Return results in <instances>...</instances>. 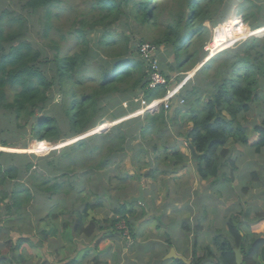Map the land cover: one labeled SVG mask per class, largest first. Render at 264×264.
I'll return each mask as SVG.
<instances>
[{
  "label": "trees",
  "instance_id": "obj_1",
  "mask_svg": "<svg viewBox=\"0 0 264 264\" xmlns=\"http://www.w3.org/2000/svg\"><path fill=\"white\" fill-rule=\"evenodd\" d=\"M62 1L28 0L26 5L34 12L38 11L39 16L44 20L46 17H52L50 8L56 7ZM154 2L155 0H95L94 4L97 7L94 9H97L99 13L107 12L108 15H104L103 18L107 16L110 18L106 24L97 22L90 25V28L95 25H104L106 28L98 37L97 49L106 59L116 61L108 64L103 61H90L88 58L90 40L87 35L88 30H86L88 25L81 21L78 28L71 31L76 37V51L72 55H65L61 58L54 56L53 58L55 71L54 76H50L51 82L48 79V70H43L35 64L31 65L40 54L32 52L26 42L18 41V38L22 36L20 28L23 26L20 18L15 20L19 24L18 34L15 36L5 38V34L3 35V31L0 30V111H3L0 129L6 134L14 131L13 126L17 131H21L26 129L30 118L35 115L37 120L32 138L47 142L49 150L52 148L49 143L54 145L63 143L95 128L110 110L120 111V113L116 112L118 115L115 113L114 116H109L115 120L136 111L139 103L135 100L140 96L147 102L163 98L167 93V86H157L154 89L148 87L152 72L151 63L142 59L140 54V46L145 44L140 42L138 46L131 47L132 40L128 36L124 34L115 36L112 33L113 26L122 15V10L129 9V13L143 26L154 27L156 24L164 26L162 35L154 39L151 45L155 48L163 45L170 46L176 58V66L173 68L178 71L183 70L185 60L188 61L198 55L197 52L189 55L188 50L181 47L179 41L182 34L198 37L197 44L202 51L206 42L204 34L207 32L203 27L204 22L209 20L215 26L224 15H221V12L217 15L222 0H209L202 6L190 4L189 0H179L176 2V9H168L167 20L159 22V16L155 12L160 8ZM247 4V10L255 6L252 1H248ZM185 6L190 10L189 14L183 10ZM2 17H0V22ZM250 18L249 13L243 16L244 21L252 30L259 29L262 23L255 22L254 24L250 22ZM43 29L50 30L51 21L43 23ZM261 30L263 29L252 32V35ZM11 40L17 42H12L3 48L5 42ZM256 41L262 42L252 38L236 45L234 50L224 52L223 63L225 68H228L227 71L222 69L223 66L219 61L223 54L221 53L206 62L202 69L192 77L193 79L199 76L203 80L200 89L206 79L207 89L202 91L208 96L206 104L202 107H197L201 94L195 87L196 79L189 80L191 83L184 92L177 96L178 99H184L190 106L185 112H182L179 109L180 106L176 105L173 110L170 109L169 113L163 108L158 113H145L112 127L108 133L88 137L58 152H52L42 160H37L33 156L0 153L1 200L10 199L12 203H9V207L12 210L17 209L16 212L19 214L24 212L26 204L23 205V203H30L35 198L31 188L23 187L20 180L28 173H32L30 177L32 189L43 194L41 206L46 212L45 220L56 218L59 213L67 212L65 199L73 194L75 198L70 204L72 220L65 221L63 226L68 228L72 225L73 232L77 236H82L83 239H88L93 245L92 249L95 248L97 251L98 246L104 240L121 234V232L108 234L102 225L110 224L109 226L113 227V224L122 221L131 239H136L138 228L152 220V216L148 210H145V207L128 201L120 203L114 209L113 213L118 218L100 222L90 217L89 212L100 207L101 203L87 202L86 197L82 195L85 191L91 194V183L87 181L91 182L93 177L99 174V170L111 166L113 160L119 157H133L137 163H140L141 158L151 149L156 158L163 162L167 160L172 162L169 167L153 169L147 174H143L142 167H135L132 176L117 177L122 181L140 183L146 178L156 181L158 177L166 178L177 174L185 169L189 162L194 165V176L200 181L209 182L211 187H217L229 181L225 178L228 167H231L230 179H233L236 168L232 154L235 147L246 148V150L253 151L255 155L264 153V121L260 126L253 128L252 134L256 136L253 142L250 140L249 130H245L242 121L244 115L250 110V104L255 98L259 85L264 83V57L253 56ZM119 42L122 44H118ZM182 50L185 51V58L180 55ZM211 65L215 67V71L209 75L208 66ZM188 71L183 70L184 73ZM161 74L168 86L179 84L182 81V77L171 79L164 72ZM55 81L65 98L60 104L53 106L54 98L49 88ZM123 102L131 106L130 110L124 112ZM223 113H226L229 118H225ZM183 115L186 117L184 123L182 122L183 126L191 125L187 135L181 133L183 126L176 127L178 122L182 121ZM7 119L8 124L12 123L13 126H5ZM163 130L165 134L167 133L166 140L162 146H159L156 138ZM172 130L178 139L184 140V144L192 145L197 159L192 158L189 148H186L189 152L188 157L177 147L169 146L171 136L168 132ZM126 142L133 143L124 145ZM120 143L122 147L114 153L115 147ZM0 145V151L4 152L22 153L26 149L24 146V149L19 152L4 148L13 145L6 139L0 140ZM36 167L41 168L42 174L33 172L32 169ZM49 167L64 174L59 178L48 177ZM251 176L255 179L254 172ZM50 200H54L55 204L46 210L45 206ZM80 201L84 203L82 210L77 207ZM135 206L139 207L140 212L133 210ZM12 216L7 217L10 218L9 222L15 220ZM247 216L248 214L245 219H248ZM131 217L132 220L129 221ZM260 218H264V215H257L253 219ZM180 224L183 234L193 233L195 236L199 234L198 230L193 232L192 223L189 220L184 219ZM243 225L237 214L230 216L225 223L226 229L218 231L219 235L213 237L211 244L205 247L202 256H197L195 250L194 258L189 260L190 264H202L205 259H215V264H236L234 251L238 248H241L243 264H264V238L251 232L245 234ZM48 229L52 236L57 232L55 223L49 224ZM40 236L41 238L38 236L36 239L41 244L40 240L47 239V233L44 232ZM25 241L26 239H17L16 244L19 245ZM197 241L198 238H195V245ZM9 248L12 247L9 246ZM84 248L89 250L91 247L87 245ZM87 250L84 253H88ZM15 251L16 249L12 248L10 254ZM12 257L8 264L18 262L16 257ZM3 259L4 257H0V261ZM63 262L72 263L67 259L60 260V263ZM91 264L102 263L99 257H94ZM174 264L186 263L176 260Z\"/></svg>",
  "mask_w": 264,
  "mask_h": 264
},
{
  "label": "rangeland",
  "instance_id": "obj_2",
  "mask_svg": "<svg viewBox=\"0 0 264 264\" xmlns=\"http://www.w3.org/2000/svg\"><path fill=\"white\" fill-rule=\"evenodd\" d=\"M27 1L28 0H0V17L3 16L0 22V30L3 31V35L5 34V38L8 36H15V34H18L19 26V24L15 20L20 18V21L23 22V26L22 28H20L22 36L18 38V41L26 42L32 52H38L40 54L36 58V60L31 63V65L35 64V66H40V68H42L43 70H48V79L50 82L52 81L50 76H54L55 71V65L53 63L54 56L61 58L65 55H72L76 51V37L75 33L71 31L78 28L79 22L81 21L88 25L86 27V30H88L87 35L90 40V49L88 52V58L90 59V61H103L107 64L116 61H110L106 59V57L102 56L97 49L96 42L98 40V37L106 28L104 25H95L90 28V25L97 22H103L106 24L110 21V18L108 16L103 18L104 15H108L107 12L99 13L97 9H94V7H97L94 4L95 0H63L59 5H56V7L50 8L52 17H46L44 20L41 19L38 11L34 12L26 5ZM178 1L179 0H155L154 3H156V6L160 8L159 11L155 12L156 15L159 16V22H165L167 20L169 16L168 9H176L175 5ZM202 1L203 0H189V3L198 5ZM228 1L229 0H226V5L221 8V11H231L233 19L240 20V18L244 14L249 13L251 14L250 22L254 24L255 22L259 24L264 23V0H249L252 1L255 6L250 7L248 10L246 9V7L238 9V5L241 4V2L244 0H234V2H237L238 4L236 6L232 5V7H229L227 5ZM183 10L185 11V13H187L186 10L190 11L188 8H186V6L185 8H183ZM221 19H223V16H221ZM47 21H51L50 30L43 29V23H46ZM206 26L209 25L206 24ZM163 28L164 26L161 24H156L154 27H150L148 25L143 26L134 18L132 14L129 13V9H123L120 19L113 26L112 33L115 36H117L118 34H124L125 36H128L132 40L131 47L138 46L140 42L152 46L151 42L154 39L159 38L158 36L161 34ZM213 28L214 27L212 26L210 31L205 32L204 38H206V42L207 39H209V41L211 40L212 35L210 32L213 30ZM263 31L264 28L263 30L258 31L254 35V38H258L256 36H260ZM246 38L247 37L243 38L240 42H242ZM259 39H262V42H255L256 47L253 51V56H259L260 58H263L264 32ZM12 42L17 41H6L3 45V48L7 47ZM118 44H122V42H119ZM223 46L224 45H222L221 47ZM150 49L158 50L159 52L157 54V57L154 58V60L157 59V71L164 72L166 76H169V78L171 77L172 79L182 77V81L177 85L180 87L178 92H184L186 87L191 83V81L189 80L196 79L195 87L201 94V98L199 100L200 103L197 107H202L203 105H205L207 102L208 94L206 92L204 93L202 90L207 89L206 79L204 80V85L201 87V89L200 84L203 80L200 79L199 76H196L193 79H188L193 71L190 69L193 68V66L202 57V55L199 54L204 53V51H201L199 49L197 41L190 48L189 55L197 52L199 56L195 55L194 57H192L189 63L185 61V69L190 70L189 73H184L181 70L178 71L173 68L174 66H176V58L173 55L170 46L163 45L159 48L154 47ZM234 49L235 47H233L232 49H228L227 51H231ZM111 53H113V51ZM180 53L182 58L186 57L184 50H182ZM223 59L224 53L221 54V60L219 61H221L220 63L223 66H221L222 69L227 71L228 68H225ZM146 60L147 62H149L148 59ZM154 60L152 61L154 62ZM208 67L210 69L208 73L209 75H212L215 71V67L212 65ZM49 91L54 98L53 106L60 104L62 99L65 98L56 81L54 83H51ZM176 105L180 106L179 109H181L182 112H185L190 108V106L187 105L186 102H183L176 97L173 103L167 105V112L169 113L171 108L173 110ZM122 108L124 109V112H126L127 110H130L129 108H131V106H124L123 103ZM142 110L143 108H140L139 103V110L137 112H140ZM116 112L120 113V111L118 110H110L109 113H107V116L102 119V124L97 125L95 129H92V131L83 135V140L97 134H103L102 132L108 133V131L112 127L136 117H133L134 115L131 112L129 114L127 113L126 115H123L117 120L111 119V117L109 116H114ZM137 112H135L134 114L136 115ZM1 115H3V111H0V121H2ZM223 115L225 118H229L226 113H223ZM185 118V115H183L182 121L178 122L176 127H182ZM242 121L244 122L245 130H249L250 140L251 142H253L256 138V136L252 134L253 128L256 126H260L264 121V83L259 85V89L255 94V98L250 104V110L244 115V120ZM8 123L9 122L7 119L5 126H13L12 123ZM104 124L108 126L102 128ZM12 129L14 131L10 134H6L0 129V140L6 139L10 141L11 144H13L12 147L18 149L23 148L22 145L28 148L33 140L27 139V129L17 131L15 126H13ZM190 129L191 125L187 124L182 127L181 133L183 135H187ZM90 133H92V135ZM168 134L171 136V140L168 143L169 146L177 147L182 153L189 157V152L186 150L184 140L178 139L173 130L168 132ZM166 135L167 133L165 134V131L163 130V132H161L156 138V142L159 146H162L164 144ZM68 142L61 144L60 149H55V152H58L61 149L76 143V141H72L73 143ZM131 143L133 142H126L124 145ZM121 147V143L118 144L114 149V153H117ZM52 151L54 150H51V152H47L44 154L37 152L39 155L33 156H35L34 158H39V160L46 159L47 156L52 153ZM4 153L10 154L11 152ZM30 154L31 155L27 156H32V153ZM232 158L235 161L236 168V171L233 173V179H230L231 167H228L226 170L227 175L225 178H227L229 181L223 182L215 188L211 187L209 182L200 181L197 177L194 176L195 168L192 162H189L188 166H186L185 169L178 172L180 178H182L178 182L167 180V178H158L157 181L153 183L151 179L146 178L141 183H139L138 181H122L120 178H117L127 175H133L134 168L138 166L143 168V174H147V172H149L150 170H159L162 168H166V166L169 167L172 165V162L170 160L163 162L162 160L156 158V155L151 152V149H149L147 154L143 158H141L140 163H137L136 159L133 157H119L113 160V164L111 166L99 170V174L95 175L91 182L87 181L88 183H91V194L89 193V191H85L82 195L86 197L87 202L89 201L93 204L101 203L100 207H97L96 209L90 211L89 214L90 217H93L100 222H104L105 220L118 218V216H116L113 212L120 203L128 201L130 203H134V205L138 204L136 202H133L132 200L139 196L138 187L142 186L143 199L147 206H144L142 204L139 205L145 207V210H148V213L150 215L152 214L151 219H154L155 224H158L157 226H159L161 229H167V226L171 223V221L174 220L173 217L176 218V215H168L172 213L173 209H181L184 212L179 217L184 216L185 218H188L189 222L192 223L193 232L195 230H198L200 237L202 236L203 238H206L207 236V238L211 240L214 236L219 235L216 231H222L225 229L224 225L226 222L223 218L227 215V217H230L231 215L241 213L242 222H247V224H249L250 221H247L243 218V213L249 212V218H253L257 215H264V213H261L264 212V153H262L261 155H255L253 151L246 150V148L235 147ZM253 172L255 173V179H257L256 181L255 179H252L251 174ZM63 174V172H57L52 167H49L47 171L48 177L51 178H59ZM31 175L32 173H28L27 175L22 176L20 180L23 181V187L26 186L27 188H32V180L30 179ZM1 190L2 188L0 187V191ZM150 190L153 191V193H149ZM33 191L35 197L34 203H23V205L26 204V208L24 212H21V214L16 212L17 209L13 208L12 210V208L9 207V203H12L10 202V199L1 200L0 197V218L12 216V214L16 212L15 215L12 216L13 219L15 218L13 222H9L10 218L1 219L3 223H6L5 226L7 227V229L0 231V257H4V259L0 261V264H8V261L11 260L12 256L17 258L18 262L16 264H65V262L60 263V260L64 259L72 261L71 264H91V258L95 255L92 247L88 250V254L90 256H83V253L86 250L84 247L88 245L89 240L83 239L82 236H77L73 232L72 225L68 228H64L63 226V223L65 221L70 219L72 220L70 216V211L72 210L70 204L75 196L72 194L65 199V204L67 205L68 209L67 212L59 213L56 218L45 220L46 212L41 206V202H43V194L41 192L37 193L35 189H33ZM190 191L194 193L192 200L187 199V196H190L191 194ZM22 197L23 196L21 195V199ZM98 197L99 199H97ZM54 204V200L48 201L45 209L47 210L53 207ZM77 207L82 210L84 207V203L80 201ZM234 207H236V209H234ZM252 207H254V209H250ZM164 208L170 209L166 212V215L161 213ZM54 212L55 210L53 211V213ZM24 215H26L27 217L21 218ZM177 215H179V213ZM131 220L132 217L129 218V221ZM18 222L21 223L18 224ZM52 223L56 224V234L52 236L50 233H47V239L45 241L40 240L41 244L36 239V237L39 236L41 238V236L37 235L36 232L21 230L14 227L16 225L19 226V228L36 225L47 229L49 224ZM177 224L178 222H176V225ZM258 224L252 226H257ZM109 225L110 224L102 225L104 227V231H106L107 233L116 232L117 234L121 232V234L118 236L120 240H118L117 243H114L111 240H106L105 242L101 243L100 250L105 253L103 259L106 264H143L142 262L144 261H142L141 252L137 250L134 254H131L129 252L128 245L132 242V240L130 237L131 235L128 234V231L125 229L124 223L122 221H119L118 223L113 224V227H110ZM258 226L259 229L257 231L260 232V235H264V224L261 223ZM150 229L151 227H147L148 231ZM170 231H172L171 227L168 231H166L169 236H171ZM180 232L182 231L180 230ZM192 236L193 235L191 234L186 237L190 240ZM17 239H26V241H30H25L18 245L16 244ZM71 240L72 242H70ZM152 243L157 244L156 241H153ZM9 246L15 248L16 251L10 254V250L12 248H9ZM115 246H122L123 248L120 250L118 257L112 259V250L115 249ZM185 246L186 249L190 252L193 247L192 240L185 241ZM124 249H127V251H123ZM182 249L184 250V246ZM168 254H170V251ZM154 257L147 256L148 260Z\"/></svg>",
  "mask_w": 264,
  "mask_h": 264
},
{
  "label": "crops",
  "instance_id": "obj_3",
  "mask_svg": "<svg viewBox=\"0 0 264 264\" xmlns=\"http://www.w3.org/2000/svg\"><path fill=\"white\" fill-rule=\"evenodd\" d=\"M221 3H226V0H222ZM237 4L238 3L234 2V0H229L227 2V5L229 7H232V5L236 6ZM232 18H233L232 12L231 11H229V12L226 11L225 14H224L223 19L219 20L218 22L221 23V22H224L227 19H232ZM219 23H217V24H219ZM263 24H261L260 27H263L264 26ZM22 147H24V145H22ZM32 149H34V150H32ZM1 151H3V150H1ZM17 151L20 152L21 149H19ZM25 152L26 153L27 152H33V153H37L38 152V153H40V150L28 147V148L25 149ZM32 155H34V154H32ZM36 159L39 160V158H37V157H36ZM33 172L41 174L42 170H41L40 167H37V168H33ZM129 176H132V175H129ZM172 177H175V178H172ZM158 178H162V177H158ZM166 178H167V180H171V181L173 180V182H178V181H180L182 179V178H180V175L178 173L176 175H171V176H168ZM157 179H156V181H157ZM143 180L144 179H142V181ZM142 181H140V183ZM156 181L152 180L153 183H155ZM21 183H23V181H21ZM213 188H215V187H213ZM31 190H32V192L34 194V191H33L32 188H31ZM149 193H153V191L150 190ZM190 193H191L190 196H187L188 200H192L193 195H194V193L192 191H190ZM32 203H34V199L32 200L31 204ZM234 209H236V207H234ZM250 209H254V207H252ZM133 210L140 212V209L137 206H135L133 208ZM169 210H170L169 208H164V210L161 213L166 215V212L169 211ZM246 210H248V209H246ZM229 211H230V209H229ZM183 212L184 211L181 210V209L180 210L173 209L172 213H170L168 216L176 215V218L173 217L174 220L171 221V223H170L171 226H170V224L167 226V229L166 228L161 229L159 226H157L158 224H155L154 219H152L149 224H145V226H143V227L140 226L138 228L139 229L138 230V237L136 239H131L132 242L128 245L129 252L131 254H134L136 252V250L141 252V258H142V261H144V262H142L143 264H149V263H151V261H152L151 264H174L175 261L177 260V258H172L171 257V251L172 250L175 252L176 256H180V257L184 258L189 263H190L189 260L194 258V251L195 250H196L197 256H199V257L202 256L203 255V251L205 250V247L207 245L211 244V240L212 239L209 240L207 238V236H206V238H203L202 236L200 237V234H197L195 236L193 233H192V235H193L192 238H190V240L187 239L186 236H189L191 234L184 235L182 232H180V226H181L180 222H183L184 219L188 220L187 217L186 218L184 216L179 217L180 215H182ZM178 213H179V215H177ZM248 213L249 212L243 213V218L244 219H245L246 214H248ZM258 213H260V212H258ZM261 213H264V212H261ZM237 215L238 216L240 215V218L242 217L241 213L237 214ZM31 217H32V214H31ZM226 217L223 218L225 222L229 218V217H227V219H226ZM3 218H7V217H3ZM3 218H0V231H3V230L7 229V227L5 226L6 223H3L2 220H1ZM21 218H24V217H21ZM247 218L248 219H246V220L250 221L249 224H247V222H242L244 224L243 227H242L243 230H244V233L247 234L248 232H251L252 234L259 235L262 238H264V235H260L259 234L260 232L257 231L259 229L258 225L261 224V223L264 224V218H260V219L249 218V214H248ZM176 222H178L177 225H176ZM20 223L21 222H18V224H20ZM255 224H258V225L257 226H252V225H255ZM14 227H16L17 229H21V230H26V231H30V232H36L37 235H40V234H42L44 232L50 233L48 228L46 229L44 227H39V226H36V225H32L30 227H22V228H19V226L16 225ZM147 227H151V229L148 231ZM170 227H171V230H172V231H170L171 236H169L166 233V231H168ZM224 228L226 229L225 225H224ZM216 232H218V231H216ZM108 234H110V233H108ZM97 235H98V232H97ZM195 238H198V241H197L196 245H195ZM106 240H111L112 242L117 243L118 240H120V238L118 236H114V237H111V238H107ZM106 240H104V242ZM191 240H192V246L193 247H192V250L189 252V250L186 249L185 241H191ZM153 241H156L157 244L152 243ZM88 245L90 247H93V245H92V243L90 241H88ZM100 245H99L97 251L95 250V248L92 249V250H94L95 255L91 258V260L94 257H99L100 262L102 264H106V262L103 259V256L105 255V253H103L100 250ZM183 246H184V250L182 249ZM122 248H123L122 246H115V249L112 250V259H114L115 257H118V254L120 253V250ZM123 251H127V249H124ZM169 251H170V254H168ZM87 252H88V250H87ZM85 255L90 256L88 253H83V256H85ZM147 256H152V257L155 256V257L150 259V260H148ZM179 261H181V260H179ZM215 263H216L215 259H211V260L205 259L202 264H215Z\"/></svg>",
  "mask_w": 264,
  "mask_h": 264
},
{
  "label": "clouds",
  "instance_id": "obj_4",
  "mask_svg": "<svg viewBox=\"0 0 264 264\" xmlns=\"http://www.w3.org/2000/svg\"><path fill=\"white\" fill-rule=\"evenodd\" d=\"M206 1H209V0H203L202 2H200L198 5H200V6H202V5H204L205 3H206ZM249 0H244V1H242L241 2V4H239L238 5V9H241V8H243V7H247V2H248ZM226 5V3H221V7L219 8V10L217 11V15L221 12V15H224L225 14V12H223V11H221V8H223L224 6ZM246 10V9H245ZM187 11V14H189L190 13V11H188V10H186ZM217 15L215 16V17H217ZM245 15V14H244ZM243 15V16H244ZM220 16V15H219ZM243 16L240 18V20L239 19H227V20H225L224 22H221V23H219V24H216L215 26H213L212 25V23L208 20V21H205L204 22V24H203V27L206 29V31H210V29H211V27L213 26L214 28H213V30L210 32L211 33V35H212V38H211V40L209 41V39L207 40V42H205V44H204V46H203V49H202V51H204V53L202 54V57H201V59L193 66V68H191L190 70H193L192 71V73L190 74V76L188 77V79H190V78H192L197 72H199V70H201L202 69V67L205 65V63L206 62H208L210 59H212L214 56H216V55H219V54H221V53H224L225 51H227L228 49H232L233 47H235L236 45H239V44H241V43H244V42H246V41H248V40H250V39H252V38H254L255 36L254 35H252V32H254V31H257V30H259V29H263V27H260L259 29H251L247 24V22H245L244 21V19H243ZM206 24H208L209 26H206ZM218 26H223V31H224V34L222 35V38H225V40L223 41V43H221L220 44V46L218 45V47H217V49L215 50V51H212V50H206L205 48L207 47V46H209L212 42H213V34H214V30L218 27ZM264 32V31H263ZM263 32H262V34H263ZM262 34L260 35V36H262ZM227 35H230V37H227ZM202 36V35H201ZM260 36H256V37H258V38H254V39H257V40H260V41H262V39H259L260 38ZM245 37H247L245 40H243L242 42H240L243 38H245ZM197 38L198 37H193V36H191V35H184V34H182V36H181V40L179 41V43L181 44V47L182 48H184L185 50H188V52H189V50H190V48L193 46V44L197 41ZM238 43V44H237ZM145 45H147V44H145ZM222 45H224L223 47H221ZM234 45V46H233ZM142 46H144V45H142ZM142 46H140V54H141V47ZM149 46V45H148ZM150 48H154V47H152V46H149ZM159 52H158V50H152L150 53H149V62L148 63H151V62H153L152 60H154V58L155 57H157V54H158ZM172 53H173V51H172ZM193 54V53H192ZM173 55H174V53H173ZM141 57H142V59H144L146 62H147V58H143V55L141 54ZM204 57V58H203ZM156 61H157V59H155ZM186 61V60H185ZM191 61V59L190 60H188V61H186L187 63H189ZM152 69V68H151ZM183 70L185 69V66L182 68ZM183 70H181V71H183ZM190 70L188 71V73L190 72ZM159 72V71H158ZM160 74H161V71L159 72ZM152 74H153V70H152V72H151V75H150V78H151V76H152ZM161 76H162V74H161ZM163 77V76H162ZM164 78V77H163ZM172 79V78H171ZM164 80H165V82H166V84H159V85H157V86H167L168 87V89H167V93H166V95L163 97V98H159V99H154V100H152L151 102H147V101H145L142 97H139L138 99H136L135 100V102L136 103H140V108H143V110L142 111H140V112H137L138 110H139V106H138V108H137V110L136 111H134V112H132V114L134 115L133 117H138V116H140V115H143V114H145V113H151V114H154V113H156V112H159V110L161 109V108H163V110L164 111H167L168 110V108H166L165 107V104L166 103H164V99H166V97L169 95V93H171V92H174V96L169 100V103L168 104H171V103H173V101H174V99L181 93V92H178L179 91V89H180V87L179 86H177L178 84H176V85H173V86H168L167 84V81H166V79L164 78ZM172 83V82H171ZM149 85H150V82H149ZM157 86H155L154 88H156ZM149 87V86H148ZM154 88H150L149 87V89H154ZM140 99V100H139ZM178 99V98H177ZM179 100H182L183 102H185L184 101V99H179ZM158 102L157 103V106H158V109H156V110H154V111H151V110H149L148 109V107H149V105H151L153 102ZM124 103V106H126V105H128L127 103H125V102H123ZM123 103H122V105H123ZM167 109V110H166ZM135 112H137V114L135 115L134 113ZM35 116V115H34ZM36 120H37V116H36ZM111 121H113V120H111ZM36 122V121H35ZM100 124H102V123H100ZM100 124H98V125H100ZM34 125H35V123H34ZM105 125V124H104ZM106 126H108V125H105V126H103L102 128H104V127H106ZM27 127V126H26ZM110 127H111V125H110ZM109 127V128H110ZM33 128H34V126H33ZM95 128H96V126H95ZM95 128H92V129H95ZM27 129V128H26ZM92 129L91 130H89V131H87L86 133H88V132H90V131H92ZM86 133H84V134H82V135H80L79 137H77V138H74V139H70V140H66L65 142H68V143H70V142H72V141H76V142H78V141H80V140H83L84 138H82L83 137V135H85ZM102 133H104V132H102ZM91 135H92V133H90ZM32 136H33V133H32V135H31V138H27V139H32L33 140V138H32ZM86 138V137H85ZM33 141H35V142H39V143H43V142H45V141H37V140H33ZM65 142H63V143H65ZM63 143H59V144H51V143H49L50 144V146L52 147L51 149H49L47 152H51V150H54V151H52V152H55V149H60V146H61V144H63ZM73 143V142H72ZM68 145H70V144H68ZM186 145V144H185ZM1 146V145H0ZM4 147V146H3ZM4 148H11V150H19L18 148H15V147H4ZM24 148H27V147H24ZM24 148H20V149H24ZM186 148H188V146L186 145ZM56 151H58V150H56ZM47 152H45V153H47ZM0 153H4V151H2V152H0ZM10 153V152H9ZM10 154H18V153H10ZM20 154H25V155H31L30 153H26V152H22V153H19L18 155H20ZM33 154V153H32ZM41 154H44V153H41ZM34 155H39L38 153H34ZM33 156V155H32ZM33 157H35V156H33ZM242 258H243V255H242ZM243 264V263H242Z\"/></svg>",
  "mask_w": 264,
  "mask_h": 264
},
{
  "label": "built area",
  "instance_id": "obj_5",
  "mask_svg": "<svg viewBox=\"0 0 264 264\" xmlns=\"http://www.w3.org/2000/svg\"><path fill=\"white\" fill-rule=\"evenodd\" d=\"M224 34L223 31V26H218L215 30H214V34H213V42L207 46L205 49L206 50H212L215 51L217 49V45H220L221 43H223V41L225 40V38H222V35ZM227 37H230V35H227ZM152 50L150 49V47L148 45H144L141 47V54L143 55V58H147L149 59V53ZM151 68L153 70V74L150 78V88H154L155 86L159 85V84H166L164 78L161 76V74L157 71V61L154 60V62H151ZM174 96V92L169 93V95L166 97V99H164V103L165 107H167L169 100ZM158 102H153L151 105H149L148 109L151 111H154L156 109H158L157 106Z\"/></svg>",
  "mask_w": 264,
  "mask_h": 264
},
{
  "label": "water",
  "instance_id": "obj_6",
  "mask_svg": "<svg viewBox=\"0 0 264 264\" xmlns=\"http://www.w3.org/2000/svg\"><path fill=\"white\" fill-rule=\"evenodd\" d=\"M35 121H36V116H32L30 118L28 124H27V127H26L27 131H28L27 135H26L27 138H31V135L33 133V126H34ZM188 148L191 151L192 158L197 159V154L195 153V151H194V149H193L191 144L188 145ZM138 192H139V196L137 198H134L132 201L136 202L138 204H142L144 206H147L146 203L144 202V199H143L142 186L138 187ZM234 252H235L236 264H242L243 263V258H242L241 248L236 249ZM171 257L172 258H177V260H181L182 262H184L186 264H190L184 258H182L180 256H176L175 252L173 250L171 251Z\"/></svg>",
  "mask_w": 264,
  "mask_h": 264
},
{
  "label": "bare ground",
  "instance_id": "obj_7",
  "mask_svg": "<svg viewBox=\"0 0 264 264\" xmlns=\"http://www.w3.org/2000/svg\"><path fill=\"white\" fill-rule=\"evenodd\" d=\"M28 147L40 150V153H45L48 151L47 142L39 143V142L33 141V142H31V144ZM27 153H33V152H27Z\"/></svg>",
  "mask_w": 264,
  "mask_h": 264
}]
</instances>
